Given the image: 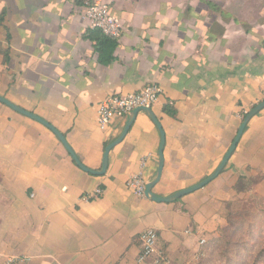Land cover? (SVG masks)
Segmentation results:
<instances>
[{
	"label": "crops",
	"instance_id": "0c3cea01",
	"mask_svg": "<svg viewBox=\"0 0 264 264\" xmlns=\"http://www.w3.org/2000/svg\"><path fill=\"white\" fill-rule=\"evenodd\" d=\"M107 3L123 31L105 65L85 37L93 28L87 2L0 0V95L52 124L86 167L101 170L129 115L103 127L100 102L159 84L151 108L165 133L164 167L152 191L167 197L212 174L264 100V0ZM167 103L176 117L164 111ZM161 141L139 111L105 173L94 174L45 124L0 102V264H155L139 261V235L149 228L170 261H194L201 242L226 224L227 204L241 197L239 177L264 175V108L224 170L172 202L128 185L135 176L146 184L156 177Z\"/></svg>",
	"mask_w": 264,
	"mask_h": 264
},
{
	"label": "rangeland",
	"instance_id": "374dc122",
	"mask_svg": "<svg viewBox=\"0 0 264 264\" xmlns=\"http://www.w3.org/2000/svg\"><path fill=\"white\" fill-rule=\"evenodd\" d=\"M252 178L255 183L250 189L227 204L226 224L212 241L201 242L202 254L185 264H264V175Z\"/></svg>",
	"mask_w": 264,
	"mask_h": 264
},
{
	"label": "built area",
	"instance_id": "2783aa9c",
	"mask_svg": "<svg viewBox=\"0 0 264 264\" xmlns=\"http://www.w3.org/2000/svg\"><path fill=\"white\" fill-rule=\"evenodd\" d=\"M84 17L90 21L93 28L99 27L107 35L119 38L122 34L123 25L111 11L108 3L100 0H95L93 3L87 2ZM161 94L162 87L157 83H148L140 90L128 94H110L98 106L99 122L105 127L119 116L130 115L135 108L152 107ZM128 185L136 194L145 195L147 184L141 176H135L128 182ZM101 192V189L97 190V193ZM158 240V233L153 228L141 232L139 235L141 244L139 261L143 262L154 257L155 264H176L159 251Z\"/></svg>",
	"mask_w": 264,
	"mask_h": 264
},
{
	"label": "water",
	"instance_id": "95a60500",
	"mask_svg": "<svg viewBox=\"0 0 264 264\" xmlns=\"http://www.w3.org/2000/svg\"><path fill=\"white\" fill-rule=\"evenodd\" d=\"M0 102L8 105L9 107H11L12 109L16 110L17 112H20L22 114H25L31 118H34L40 122H42L43 124H45L48 128H50L56 135L57 137L61 140V142L63 143V145L66 147V149L68 150V152L70 153V155L72 156V158L74 159V161L76 162V164L82 168L85 171H88L90 173H94V174H104L107 167H108V156H109V152L111 151V149L116 146L117 144H119L127 135L128 131L130 130L136 115L139 111H145L150 118L156 123V125L158 126V128L161 131V135H162V141H161V146H160V163H159V167H158V171L156 174V177L149 182L146 185V191L145 194L147 197L153 199V200H157V201H165V202H172L175 201L183 196H185L188 193L194 192L196 190H199L203 187H205L208 183H210L213 179H215L225 168L226 164L228 163L230 157L232 156L245 128L246 125L248 124V122L250 121V119L256 115L260 110H262L264 108V100L259 103L258 105H256L255 107H253L245 116L237 136L235 137L233 143L231 144L230 148L228 149V151L226 152L223 160L221 161V163L219 164V166L216 168V170L210 174L208 177H206L205 179H203L202 181H200L199 183L180 190L170 196L167 197H161L158 196L156 194L153 193L152 189L155 186V184H157L161 177H162V172H163V167H164V156H163V150H164V145H165V133L164 130L161 126V123L159 121V119L157 118V116L154 114L153 110L151 107H138L135 108L131 114L129 115V118L127 120L126 126L124 128V130L122 131V133L118 136V138H116L113 142H111L105 150V155H104V159H103V167L101 170H92L88 167H86L81 160L78 158V156L76 155V153L74 152V150L72 149V147L70 146V144L68 143L66 136L60 132L56 127H54L52 124H50L49 122H47L46 120H44L43 118H41L40 116H37L36 114L24 109L23 107L13 103L12 101H10L9 99H7L6 97L0 95Z\"/></svg>",
	"mask_w": 264,
	"mask_h": 264
},
{
	"label": "trees",
	"instance_id": "16d2710c",
	"mask_svg": "<svg viewBox=\"0 0 264 264\" xmlns=\"http://www.w3.org/2000/svg\"><path fill=\"white\" fill-rule=\"evenodd\" d=\"M80 3L89 2V0H78ZM209 6L213 9H220L211 1H206ZM3 19V15L0 14V21ZM85 37L90 40L96 49L99 60L102 64H109L115 59V51L119 45V38L107 35L103 32V30L99 27L90 28L87 30ZM164 111L172 117L177 116L176 108L171 104L167 103L164 106ZM255 183V179L252 176L241 175L235 185V190L239 192L247 191L250 189V186ZM212 241V240H211ZM217 241V239H213V242ZM204 246H202L201 251ZM200 251V254L202 252ZM199 263V262H198ZM195 263V264H198Z\"/></svg>",
	"mask_w": 264,
	"mask_h": 264
}]
</instances>
